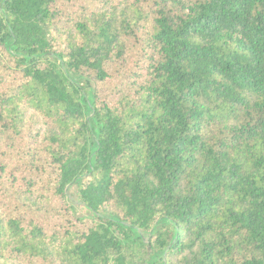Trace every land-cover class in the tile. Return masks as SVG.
<instances>
[{
  "label": "trees",
  "instance_id": "obj_1",
  "mask_svg": "<svg viewBox=\"0 0 264 264\" xmlns=\"http://www.w3.org/2000/svg\"><path fill=\"white\" fill-rule=\"evenodd\" d=\"M0 264H264V0H0Z\"/></svg>",
  "mask_w": 264,
  "mask_h": 264
}]
</instances>
